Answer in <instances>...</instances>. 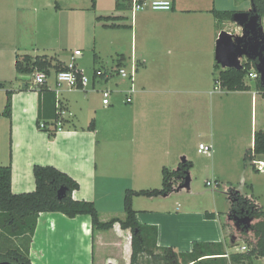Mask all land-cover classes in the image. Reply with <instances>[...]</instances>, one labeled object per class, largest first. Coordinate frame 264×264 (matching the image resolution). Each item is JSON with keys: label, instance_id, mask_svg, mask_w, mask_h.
Instances as JSON below:
<instances>
[{"label": "crops", "instance_id": "0c3cea01", "mask_svg": "<svg viewBox=\"0 0 264 264\" xmlns=\"http://www.w3.org/2000/svg\"><path fill=\"white\" fill-rule=\"evenodd\" d=\"M95 1L93 9L92 0H54L56 13L41 18L38 6L41 2L51 6V0H0V83L5 85L0 89V166H12L13 194L34 192V167L52 166L78 183L72 198L94 203L102 222L124 220L127 190H160L165 168L176 171L190 162L185 182L158 196L163 200L158 207L141 200L154 197L133 198L136 218L149 228L152 238L156 231V253L164 248L190 253L195 242L213 243L222 245L223 258L229 259L243 246L238 229L257 222L229 219L232 194L245 196L264 211V171L244 162L246 151L254 148L255 132L264 131V95L249 83L248 91L215 90L216 43L223 29L211 11H240L234 9L237 0H172L171 11L137 12H133V0ZM98 17H112V21H98ZM41 22L55 38L56 47L40 45ZM88 24L95 30L130 28L131 54L117 53L116 69L133 59L138 63L137 93L131 104L126 102L130 82L118 76L115 83L114 77L97 80L95 72L101 69L94 70L86 90L59 87L54 70L42 86L34 84L33 76L28 79L17 73L18 55H47L55 63L68 64L79 49L66 46L73 39L77 46L86 44L82 37ZM96 48L94 42L95 52ZM82 60H77V66ZM8 91L9 118L3 115ZM244 107L250 110L248 133L238 126ZM39 121L45 129L39 128ZM47 130L57 131L50 137ZM194 143L197 154L192 156ZM201 144L212 146V153L200 154ZM199 155L211 161L206 168L226 195L230 204L226 212L216 203L208 211L185 210L171 202L174 195L192 188L194 173L202 172ZM254 159L264 161V155ZM207 212L220 216L207 219ZM130 237L131 231L119 223L110 231L93 234L89 215L69 218L42 213L29 259L31 264H129ZM253 264H264V259Z\"/></svg>", "mask_w": 264, "mask_h": 264}, {"label": "trees", "instance_id": "16d2710c", "mask_svg": "<svg viewBox=\"0 0 264 264\" xmlns=\"http://www.w3.org/2000/svg\"><path fill=\"white\" fill-rule=\"evenodd\" d=\"M92 8L96 6V1L92 0ZM119 7V4L118 6ZM252 9L264 18V0H253ZM237 11H219L213 9L211 13L221 25L228 21H233ZM98 21H111L112 17H98ZM109 27L115 28V25ZM122 64V63H121ZM119 64V65H121ZM258 59H246L243 63V70L222 69L216 63L215 70L217 77L215 82H219L221 87L228 92L248 91L250 87L245 82V77L253 68H258ZM66 68V65L54 61V58L47 55L32 57L30 55H18L16 60V70L19 75L30 76L36 71H41L50 75L51 71L56 73ZM5 88L0 83V89ZM256 89L264 95V85L261 80L256 81ZM11 92L8 91V99L3 115L11 116ZM40 121L38 126L40 128ZM92 128V126H91ZM50 137H53L57 130H47ZM264 155V131H256L254 134V148L246 151L244 162H252L254 157ZM192 164L187 162L176 171L163 170V185L160 190L132 191L127 190L124 197L125 219L115 218L109 222H102L99 211L94 203L86 201H75L72 198L73 192L79 189V185L72 178L60 172L52 166H35L34 177L36 190L32 193L13 194L11 189L12 166L11 164L0 166V247L3 243H10L6 249L0 250V262L16 260L20 264H31L29 259V246L34 236L39 215L42 213H61L69 218L80 215H89L92 219L93 234L96 232H107L119 223L123 230L131 231V262L130 264H140L139 257L145 252L150 253L148 247L155 246V235L152 238L149 228L142 226L137 218V213L133 210L132 200L135 196L158 197L170 193L174 187L184 183L187 172ZM66 190L62 199L58 198V192ZM229 219H256L257 222L250 227L252 237H248L244 227L239 238L246 246L245 252L233 253L229 259L223 258L226 255L222 245L213 243L193 244L190 253L177 254L182 258V264H253L255 259H264V211L255 207L253 202L240 194H232ZM207 219H215L213 213H206ZM229 227V226H228ZM231 229V228H230ZM153 235V234H152ZM233 235V231H232ZM25 239L27 244L25 249L17 244L16 240ZM15 240V241H13ZM237 246V245H235ZM165 257H170L169 261L177 260L176 254L172 250L164 248L161 250ZM155 258H160L155 255ZM179 264V263H176Z\"/></svg>", "mask_w": 264, "mask_h": 264}, {"label": "rangeland", "instance_id": "374dc122", "mask_svg": "<svg viewBox=\"0 0 264 264\" xmlns=\"http://www.w3.org/2000/svg\"><path fill=\"white\" fill-rule=\"evenodd\" d=\"M53 3L51 6L44 5L42 2L38 6V15L41 18H47L48 16H52L56 13V10L53 8L54 0H51ZM106 1V0H105ZM235 10H240L237 12H247L249 14L253 13L252 9V3H250L249 0H237L234 6ZM249 9V10H248ZM91 16V15H90ZM112 21V20H111ZM106 22V21H105ZM220 29H223V31L229 32L236 36V41L238 42L237 45L244 49L247 42L243 39V28L242 25H239L235 23L234 21H228L222 24L220 26ZM260 32L264 36V18H261L260 20ZM86 39V44H81L77 46V40L73 39L67 44V49L72 51H75V49H79L83 53V60L78 63L79 68L83 71L85 76L88 78L92 77V74L94 70L97 69H116L117 65V53H123L126 56L130 55L131 53V36H130V28L128 27H117L116 31H108L105 28H98L95 30L91 27L90 24L86 27V35L82 37V40ZM55 38L53 36H50L47 33V28L44 23H40L39 27V43L42 46L54 48L56 45L54 44ZM95 42L96 52L93 50V45ZM41 53H44L43 50H41ZM48 53V52H45ZM50 54L52 52H49ZM94 54H98V58H94ZM247 59V56H242V63ZM30 76H28L29 79ZM118 78H113L112 83L118 82ZM245 82L251 85L256 84V80H252L249 78H245ZM216 86V83H215ZM224 90L222 87L220 91ZM238 101V100H237ZM238 104L239 108L241 105H239L238 102H235ZM241 104V100H240ZM238 108V109H239ZM237 109V110H238ZM250 110L244 108H241V114L238 116V126L240 131L248 133V129H250ZM197 145L194 143L192 145V149L190 150V154L192 156H195L197 154ZM198 167L202 168V172H196L194 173V182L191 189H186L177 195H174L172 198V203L177 202L178 205H180L181 209L185 210H208L213 209L215 206V203L218 205V207L221 209V211L226 212L228 210V207L230 206L229 202L226 200L225 193L220 191L219 186L213 181V178L211 176V171L207 170L206 167L209 168L211 161L207 160L204 155H199ZM199 170V169H198ZM201 171V170H199ZM208 182L213 183V187L207 185ZM227 186V184H225ZM143 202H146V205L150 202L152 203V207H158L156 205H159L163 200L162 198H142ZM170 202V204H171ZM171 206V205H170ZM226 218V214H221V218ZM225 220V219H224ZM243 229H238V234L241 233ZM248 237H252V233L250 232V228L244 230ZM233 234L235 232L233 231ZM131 238V237H130ZM127 240V244L129 245L130 242ZM15 241V240H13ZM17 244L20 245L23 249H25V246L27 244V241L25 239L16 240ZM241 245H244L243 243ZM10 246V243H3L0 247V250L7 249ZM150 250V253L145 252L139 257V263L140 264H182V258L177 255V260L175 261H169L170 257H165L163 252L160 251L156 253L154 250V247L150 245L148 247ZM155 255H159L160 258H155ZM130 264V261H129Z\"/></svg>", "mask_w": 264, "mask_h": 264}, {"label": "built area", "instance_id": "2783aa9c", "mask_svg": "<svg viewBox=\"0 0 264 264\" xmlns=\"http://www.w3.org/2000/svg\"><path fill=\"white\" fill-rule=\"evenodd\" d=\"M173 9V1L172 0H158V1H139L133 0V12L137 11H146V10H153V11H171ZM83 57V53L80 50L75 51L72 56L71 60L68 64H66V68L62 71L56 73V81L59 87L67 86L70 90H86L88 86L91 84V79L85 76L82 70H80L77 66V60ZM241 64L242 57H240ZM138 63L135 59L132 60L130 65L121 66L118 69L111 70L109 72L98 70L95 72V79L97 80H104L108 81L111 77L118 76L122 79H125L130 82L129 91L127 94L126 102L131 104L133 102V97L137 93L136 88V77L138 74ZM34 78V84L36 86H42L45 84L48 75L41 71H36L34 74L30 75ZM260 70L258 68H253L247 74L245 78H249L252 80L260 79ZM221 89V85L219 82H216L215 90ZM105 94L109 96V92L107 91ZM104 104H109V99H104ZM57 125L60 126L61 122L57 120ZM41 129H45L46 126L41 123ZM213 147L207 144H201L199 147V153L209 155L212 153ZM253 166L256 168L257 171L262 172L264 171V161L253 159L252 161ZM207 185L213 187V183L208 182ZM131 242V238H130ZM247 250L246 246L243 245L239 248L240 252H245Z\"/></svg>", "mask_w": 264, "mask_h": 264}, {"label": "water", "instance_id": "95a60500", "mask_svg": "<svg viewBox=\"0 0 264 264\" xmlns=\"http://www.w3.org/2000/svg\"><path fill=\"white\" fill-rule=\"evenodd\" d=\"M251 3L253 0H250ZM261 17L253 9V13L236 12L233 21L243 28V39L247 42L244 49H241L236 41V36L222 31L216 43L215 60L222 69L243 70L240 57L247 56V59H258V69L260 70V80L264 85V36L260 32ZM66 194L65 189L58 192V198L62 199ZM0 264H13L9 261Z\"/></svg>", "mask_w": 264, "mask_h": 264}, {"label": "flooded vegetation", "instance_id": "af4514ba", "mask_svg": "<svg viewBox=\"0 0 264 264\" xmlns=\"http://www.w3.org/2000/svg\"><path fill=\"white\" fill-rule=\"evenodd\" d=\"M3 262V261H2ZM9 262H11V263H13V264H20L18 261H16V260H13V261H9Z\"/></svg>", "mask_w": 264, "mask_h": 264}]
</instances>
